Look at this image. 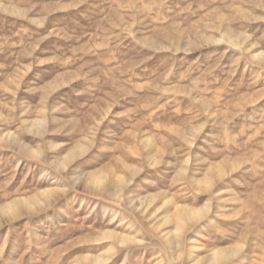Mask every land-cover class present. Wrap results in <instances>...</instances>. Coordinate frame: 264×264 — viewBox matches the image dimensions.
Segmentation results:
<instances>
[{"label": "rangeland", "instance_id": "obj_1", "mask_svg": "<svg viewBox=\"0 0 264 264\" xmlns=\"http://www.w3.org/2000/svg\"><path fill=\"white\" fill-rule=\"evenodd\" d=\"M0 264H264V0H0Z\"/></svg>", "mask_w": 264, "mask_h": 264}]
</instances>
